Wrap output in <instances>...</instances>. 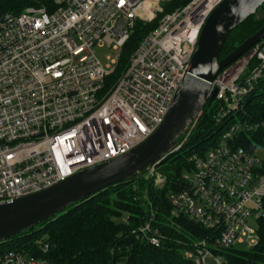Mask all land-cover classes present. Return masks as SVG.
I'll use <instances>...</instances> for the list:
<instances>
[{"label": "built area", "instance_id": "built-area-1", "mask_svg": "<svg viewBox=\"0 0 264 264\" xmlns=\"http://www.w3.org/2000/svg\"><path fill=\"white\" fill-rule=\"evenodd\" d=\"M22 1L29 4L0 11V202L52 186L152 134L190 65L201 27L221 0H189L165 13L162 3L170 0ZM159 13L121 75L106 85L135 21L150 22ZM95 46L118 52L103 65ZM263 78L264 38L214 77L210 91L217 90L219 116L241 110L244 97ZM245 128L234 122L214 146L192 152L183 187L169 195L172 216L209 230L208 238L183 250L193 264H226L213 248L261 242L264 162L235 143ZM154 168L148 167V174L163 183ZM138 231L160 245L163 236L150 221ZM0 264L52 263L5 249Z\"/></svg>", "mask_w": 264, "mask_h": 264}, {"label": "trees", "instance_id": "trees-1", "mask_svg": "<svg viewBox=\"0 0 264 264\" xmlns=\"http://www.w3.org/2000/svg\"><path fill=\"white\" fill-rule=\"evenodd\" d=\"M188 1L170 0L164 4L181 7ZM27 4L22 0H0V11L19 10ZM154 21H135L106 85L121 75L138 43L156 26L157 20ZM263 24L264 19L249 16L229 33L219 59ZM261 87L264 88V78L244 97L241 110L223 118L218 114L217 102H207L187 138L183 140V135L178 139L177 144L182 142L181 146L155 165L154 170H172V174L161 175L163 183L156 184L155 175L148 174L146 169L126 181L81 198L46 221L0 241V251L21 249L52 264H193L184 257L183 250L192 249L196 242L208 238L209 230L185 216H172L169 195L183 187L181 177L193 167L190 154L205 152L214 146L230 124L240 122L246 126L236 135L237 145L253 153L258 147H264V89ZM149 221L151 229H157L163 236L157 247L138 231ZM261 222L264 224V220ZM213 251L222 256L226 264H264V231L261 242L255 247L240 250L234 246H216Z\"/></svg>", "mask_w": 264, "mask_h": 264}, {"label": "water", "instance_id": "water-1", "mask_svg": "<svg viewBox=\"0 0 264 264\" xmlns=\"http://www.w3.org/2000/svg\"><path fill=\"white\" fill-rule=\"evenodd\" d=\"M263 4L264 0H221L201 27L190 65L154 132L119 156L79 170L38 192L1 201L0 241L46 221L81 198L140 174L172 153L178 139L198 118L205 104L214 99L217 90L210 91L214 77L264 38L263 24L219 59L222 45L234 28L251 15L264 19Z\"/></svg>", "mask_w": 264, "mask_h": 264}, {"label": "rangeland", "instance_id": "rangeland-1", "mask_svg": "<svg viewBox=\"0 0 264 264\" xmlns=\"http://www.w3.org/2000/svg\"><path fill=\"white\" fill-rule=\"evenodd\" d=\"M174 1V0H173ZM170 3H162V6H161V9H162V12L163 11H166V9L167 10H172V9H175V8H177V6H175V7H172V4L171 5H169ZM166 8V9H165ZM160 13L155 17V19H153L152 20V22L155 20H157L160 16ZM155 21H154V23H155ZM151 22V21H150ZM148 33V32H147ZM94 51H95V53H96V56H97V58L99 59V61L103 64V65H106L108 62H109V59H108V57H114L116 54H117V52L118 51H116V50H114V49H111V48H109V47H107V46H102V47H100V46H95L94 48ZM112 84V83H111ZM264 88L263 87H261V90H263ZM212 101H214V103H216V100L214 99V100H212ZM255 155H256V157L260 160V161H262V162H264V147H262V146H260V147H258L256 150H255ZM154 172H157L156 174L157 175H162V174H172V170L170 171L169 169H167V168H165V169H158V170H155ZM235 248H237V249H240V250H246V249H248V246L245 244V243H236L235 244V246H234ZM207 263L208 264H214V262H212V261H210V260H208L207 261Z\"/></svg>", "mask_w": 264, "mask_h": 264}]
</instances>
